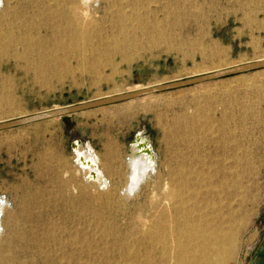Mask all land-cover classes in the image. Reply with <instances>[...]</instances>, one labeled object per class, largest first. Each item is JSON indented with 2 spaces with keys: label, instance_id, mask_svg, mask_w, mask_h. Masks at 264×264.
<instances>
[{
  "label": "rangeland",
  "instance_id": "374dc122",
  "mask_svg": "<svg viewBox=\"0 0 264 264\" xmlns=\"http://www.w3.org/2000/svg\"><path fill=\"white\" fill-rule=\"evenodd\" d=\"M96 1L87 15L91 20L107 4ZM4 2L0 0V13ZM141 2L151 3L153 18L167 25L169 36L158 45L118 55L70 52L65 56L69 67L48 72L44 80L36 71L18 67L8 51L0 52V123L264 57V0ZM95 55L99 64H92ZM137 134L152 146L158 171L127 201L121 194L127 181L125 163ZM76 141L95 149L103 162H116L117 174L106 175L115 194L112 200H107L108 192L84 184L76 172ZM183 163L202 171L199 178L190 177L202 195L207 175L212 182L226 179L224 189L218 188L220 208L234 212L238 229L229 264H249L264 246V69L0 132V202H9L18 221L15 231L4 223L0 244L12 252L16 264H58L30 256L17 232H25L27 239L33 231L42 239L53 232L66 242L77 231L98 234L100 221L125 227L134 216L150 217L166 208L168 171ZM99 210L102 218L93 214Z\"/></svg>",
  "mask_w": 264,
  "mask_h": 264
},
{
  "label": "bare ground",
  "instance_id": "6f19581e",
  "mask_svg": "<svg viewBox=\"0 0 264 264\" xmlns=\"http://www.w3.org/2000/svg\"><path fill=\"white\" fill-rule=\"evenodd\" d=\"M4 1L0 13V52L8 51L6 54L15 59L18 67L36 71L35 75L41 80L48 72L69 67L65 56L70 52L118 55L120 52L154 46L167 35V25H161L153 18L151 3L143 4L141 0L121 3L104 0L107 4L103 14L96 13L92 20L87 15L96 0ZM99 10L97 6L98 13ZM164 16L167 18L168 13ZM258 60H264V57ZM94 63H100L98 55L94 56ZM144 88L147 87L130 89L128 92ZM239 127L241 129L242 126ZM147 141L140 135L132 143L126 157L127 181L121 190L124 200L128 201L136 195L158 171L154 150ZM74 159L76 172L83 175V183L95 185L103 193L108 192L106 198L112 200L115 194L106 175L117 174L114 167L116 162H103L95 149L91 146L87 149L80 143L74 147ZM188 168L183 163L168 171L165 180L166 208L156 210L150 217L134 216L129 222L126 221L128 224L125 227H120L115 221H100V224H96L98 234L88 236L77 231L66 242H62L53 232L44 234L47 239H42L31 228L29 230L33 232L28 239L22 230L17 234L26 242L30 256H40L48 262L57 260L58 264L65 261L68 264H109L112 260L124 264H229L234 255L238 229L234 225V212H223L220 208L222 198L218 188L225 187L227 181L212 182V175H207L202 179L208 183L202 195L190 183V177L199 178L202 171ZM93 214L98 218L103 217L102 210ZM4 223L14 231L17 229V215L7 200L0 202V234L5 229ZM0 264H16L12 252H5L2 244Z\"/></svg>",
  "mask_w": 264,
  "mask_h": 264
},
{
  "label": "water",
  "instance_id": "95a60500",
  "mask_svg": "<svg viewBox=\"0 0 264 264\" xmlns=\"http://www.w3.org/2000/svg\"><path fill=\"white\" fill-rule=\"evenodd\" d=\"M261 69H264V60H257V61H252V62L232 66L230 68H225V69L213 71L210 73L190 77L187 79L154 85V86L147 87L141 90L121 93V94H117L113 96L99 98V99L92 100V101H87V102H82L78 104L67 105V106L60 107V108L50 109L45 112H40L37 114L20 117L18 119L1 122L0 132L13 129V128H17V127L27 126V125L42 122V121L55 119V118L70 116L73 114L85 112V111L96 109V108H101V107H105L109 105H114L117 103L130 101V100L141 98V97L148 96V95H153V94L163 93V92H167L171 90L191 87L194 85H199L202 83L215 81L218 79H222V78H226V77H230V76H234L238 74L248 73L252 71H257ZM140 135L141 134H137L135 137V140H137L140 137ZM79 143L80 141H76L73 143L72 145L73 150H74V147L78 145Z\"/></svg>",
  "mask_w": 264,
  "mask_h": 264
},
{
  "label": "crops",
  "instance_id": "0c3cea01",
  "mask_svg": "<svg viewBox=\"0 0 264 264\" xmlns=\"http://www.w3.org/2000/svg\"><path fill=\"white\" fill-rule=\"evenodd\" d=\"M249 264H264V246H262L259 251L251 257Z\"/></svg>",
  "mask_w": 264,
  "mask_h": 264
}]
</instances>
